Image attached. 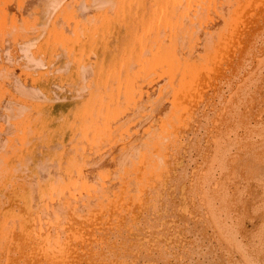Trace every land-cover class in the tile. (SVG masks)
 <instances>
[{"label": "bare ground", "instance_id": "1", "mask_svg": "<svg viewBox=\"0 0 264 264\" xmlns=\"http://www.w3.org/2000/svg\"><path fill=\"white\" fill-rule=\"evenodd\" d=\"M6 6L18 28L0 34V163L33 134L42 97L26 79L49 68L43 98L83 108L6 164L0 264H264V0ZM54 26L78 31L84 62L46 63ZM69 68L70 85L54 81ZM57 111L36 110L42 137Z\"/></svg>", "mask_w": 264, "mask_h": 264}, {"label": "rangeland", "instance_id": "2", "mask_svg": "<svg viewBox=\"0 0 264 264\" xmlns=\"http://www.w3.org/2000/svg\"><path fill=\"white\" fill-rule=\"evenodd\" d=\"M20 2L21 0H0V34L7 40L14 39V33L16 32V28L18 26L13 23L9 22L8 20V12L7 10H3V6L9 5L12 2ZM7 7V6H6ZM95 29L92 28V31ZM78 31H73V33H67L64 31L63 28L54 26L52 29L47 32V37L46 39L41 42L38 47H37V52L42 55L46 63L48 64L50 61L54 59V57L57 56L62 50L66 52V55L68 56V59L70 58L71 64L70 67L74 64L82 63L84 62L82 59H77L76 54H75V47L77 48L78 46V36H77ZM98 32V31H97ZM123 31L122 33H124ZM86 33V32H85ZM80 34V33H79ZM67 59V60H68ZM92 60L91 62L94 61V59L90 58ZM49 68L42 70L40 73L35 74L32 77V81L29 79H26V83H32L34 86L38 89L40 92V96L42 97V100L39 102H36V107L35 105L31 106L25 116V121L28 123H31L32 128L31 131L33 132L32 135L27 134L25 130L19 133V140H21V144L18 146V151L17 153L14 152L11 155H14L13 159H10L9 156L3 158V161L0 163V198H3L2 196V190L4 187V181L7 177L9 176H14V168L16 167V162L18 157L19 152L21 151V154H27L28 150L30 147H34L36 152H43L45 151L44 145L42 141L40 142L39 139H36V136L40 138V140H44L47 142L48 140H52V132L57 133L58 129H60L61 133L64 131V125L62 124L63 120L66 119L72 123L71 127H75L80 123L81 116H82V105L77 104V108L74 106V109L71 110L70 108L72 107V102L71 98H69L68 93H65L66 96L60 100H46L45 96L51 97V93L49 89L46 86V82L50 80L51 74L48 73ZM73 74L75 72L67 70V72L62 75L60 78L55 79L54 81L57 83H64L65 85H70V81L72 79ZM10 75V72L8 71H2V74H0V88L5 84L4 82L8 79ZM1 93V92H0ZM83 97L79 98L80 100H77L76 102L82 101ZM39 109L47 110V111H52L56 112L58 110L59 116L57 119L53 121L52 118V125H51V130L50 132L42 137L39 132V126H41L46 118V116H43V114L38 113L36 114V110L38 111ZM13 138V137H12ZM16 144H14L15 146ZM8 158V160H6ZM27 158L24 156V159ZM28 162L29 160L26 159ZM13 164V167L11 170L7 169L6 164L11 162ZM28 174V171H27ZM3 203L0 202V205Z\"/></svg>", "mask_w": 264, "mask_h": 264}]
</instances>
